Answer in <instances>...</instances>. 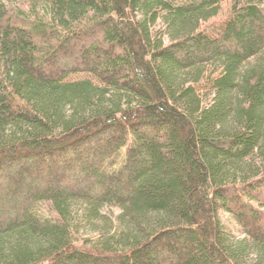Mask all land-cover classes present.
<instances>
[{
    "label": "trees",
    "instance_id": "obj_1",
    "mask_svg": "<svg viewBox=\"0 0 264 264\" xmlns=\"http://www.w3.org/2000/svg\"><path fill=\"white\" fill-rule=\"evenodd\" d=\"M0 264H264V0H0Z\"/></svg>",
    "mask_w": 264,
    "mask_h": 264
},
{
    "label": "rangeland",
    "instance_id": "obj_2",
    "mask_svg": "<svg viewBox=\"0 0 264 264\" xmlns=\"http://www.w3.org/2000/svg\"><path fill=\"white\" fill-rule=\"evenodd\" d=\"M231 5H232L231 2L225 3L223 5L221 16L219 18L213 20L211 23L223 21V20H226V19L228 20L230 18L231 14H232V6ZM211 23L204 24L203 30L208 29ZM69 55H70V53H67V56H65L63 58L61 57L60 59L57 60V63H55L52 66L47 67L45 69V71H47L46 73L48 74L49 77H51V78L53 77L54 79H58L63 74L64 68H66L65 65L68 67V64H69V62L67 61ZM35 58H36L35 51H31L30 50L29 61H32L31 63H33V66H34ZM33 68H35V66ZM90 77L91 76H89V75L82 74V75L76 76L74 78V80L75 81H85V80L89 79ZM62 79H65V78H62ZM97 83L100 84L98 81H97ZM199 90H200V92L202 94L203 99L206 101V104H209L211 99L213 98V86H212V84L209 81H204L203 84L199 86ZM53 174L58 177L59 174H60V171H55ZM75 177L77 178V176H75ZM31 179L36 180L35 176H33V175H32ZM24 180H25L24 184H21V185H24L23 190L24 189H28L27 187L30 188V185H28L29 184V179L25 177ZM7 188H9V187H5V189H7ZM13 189H14V187H10V189H7V193L5 195L7 200H10V198H12L13 200L17 199L15 197V194L12 193ZM19 194L20 193H18V198L20 196ZM29 195H31V194H29ZM77 210H78V212H77L76 215L78 216L79 224H82V225L84 224V226H81V227H83L82 228V230H83L82 239L84 241H88L89 240V241H92V242H99L102 239V237L104 236L103 235V233H104L103 231L104 230H106V231L107 230L114 231V230L118 229V226H119V223H120L119 222V215L122 214V210L121 209L108 208L106 210L108 218L101 219V220H99L97 222H94V223H91V224H88L87 222L84 221L85 220V214H86L85 213L86 212L85 207L81 206ZM222 217L224 219L225 224L229 228H231L235 232V234H239L240 235L241 227H240L238 221L236 220V218L233 215H231L229 213H226V212L222 213ZM106 227L108 229H106Z\"/></svg>",
    "mask_w": 264,
    "mask_h": 264
}]
</instances>
